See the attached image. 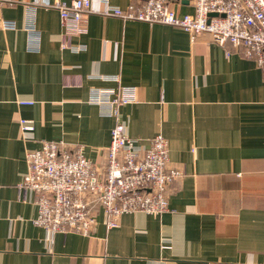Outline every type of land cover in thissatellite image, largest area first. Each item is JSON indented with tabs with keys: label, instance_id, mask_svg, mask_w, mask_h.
Masks as SVG:
<instances>
[{
	"label": "crops",
	"instance_id": "0c3cea01",
	"mask_svg": "<svg viewBox=\"0 0 264 264\" xmlns=\"http://www.w3.org/2000/svg\"><path fill=\"white\" fill-rule=\"evenodd\" d=\"M54 1L0 4V264H264L257 60L208 32L193 38L174 25L105 15L103 0H91L79 31L66 36ZM170 3L195 12L194 0ZM123 88L135 93L119 107L135 148L145 152L162 135L168 166L182 172L168 186V209L124 213L108 228L94 202L92 232L51 234L34 222L35 192L20 191L26 153L61 142L104 167L116 122L110 100ZM23 118L34 128L23 130Z\"/></svg>",
	"mask_w": 264,
	"mask_h": 264
},
{
	"label": "built area",
	"instance_id": "2783aa9c",
	"mask_svg": "<svg viewBox=\"0 0 264 264\" xmlns=\"http://www.w3.org/2000/svg\"><path fill=\"white\" fill-rule=\"evenodd\" d=\"M9 1L0 0V4ZM103 1L101 12L105 15L174 25L193 38L208 32L221 46L230 43L242 48L243 54L255 58L264 70V0H194L195 12L185 14H178L170 0H140L127 8ZM53 5L60 11L66 36L77 33L83 13L92 10L91 0H55ZM5 26L14 27V23L7 21ZM134 100L133 88H123L110 100L116 122L105 148L104 167L88 158L83 148H69L61 142L45 141L27 151L28 171L20 191L23 198L27 191L35 192L37 225L51 234H89L97 222L94 202L103 208L108 228L118 226L124 213L161 214L168 209V186L182 172L168 166L169 149L162 135L156 136L145 152L135 148L119 118L120 105ZM21 127L30 130L34 125L23 118Z\"/></svg>",
	"mask_w": 264,
	"mask_h": 264
}]
</instances>
